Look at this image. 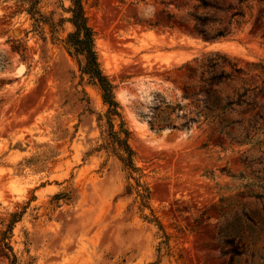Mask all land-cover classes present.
<instances>
[{
    "label": "rangeland",
    "instance_id": "374dc122",
    "mask_svg": "<svg viewBox=\"0 0 264 264\" xmlns=\"http://www.w3.org/2000/svg\"><path fill=\"white\" fill-rule=\"evenodd\" d=\"M69 6L41 0L40 11L59 24L52 39L47 26L31 31L13 1H0V216L24 209L11 240L20 264H227L218 230L243 213L261 248L264 143L257 135L247 142L248 114L231 113L227 130L182 125L190 107L181 97V66L220 52L263 86L264 45L247 25L213 42L152 27L165 23L160 0H83L134 161L146 174L150 211L127 193L122 163L104 148L100 90L80 79L65 49ZM158 121L174 127L152 128Z\"/></svg>",
    "mask_w": 264,
    "mask_h": 264
},
{
    "label": "trees",
    "instance_id": "16d2710c",
    "mask_svg": "<svg viewBox=\"0 0 264 264\" xmlns=\"http://www.w3.org/2000/svg\"><path fill=\"white\" fill-rule=\"evenodd\" d=\"M0 1H13L17 10L29 17L31 31L39 33L47 26L52 39H55L59 24L40 11L41 0ZM160 4L163 8L159 14L165 23L155 21L149 24L152 27L179 28L204 42H213L231 38L247 25L249 32L264 45V0H160ZM256 8L254 15L253 10ZM68 13L67 21L72 29L64 39L65 49L75 60L80 79H85V84L97 86L100 90L105 110L97 120L104 121V148L122 163L128 180L127 193H134L140 199L141 206L152 211L148 204L150 189L146 174L134 161L135 152L129 144L131 131L127 128L121 105L115 97V85L101 67L95 47V32L88 24L83 0H70ZM11 49L15 51L16 48L12 45ZM237 63L226 54L212 52L181 66L185 69L181 97L187 101L183 106L190 107L182 125L190 126L192 122L198 121L227 130L233 126L228 119L231 113L242 116L248 114L246 137H250L247 142L253 143L257 135L256 143L261 144L264 141L258 137L264 134V103L259 104L257 100L258 97L264 98V84H253L252 79L247 78L249 73L238 67ZM257 106L261 111L255 110ZM150 125L155 129L174 127L168 121L150 122ZM251 131H254L252 136ZM226 172L232 178L242 176V173L236 175L229 170ZM23 213L24 209H21L6 211L0 216V264H20L11 240L15 225L22 219ZM243 215L245 218L236 217L219 227L222 254L228 256L227 264H264V244L258 248L251 240L254 220L245 213ZM144 218L156 221L147 215ZM156 224L162 230L161 224ZM163 236L167 240L168 235L163 232Z\"/></svg>",
    "mask_w": 264,
    "mask_h": 264
}]
</instances>
